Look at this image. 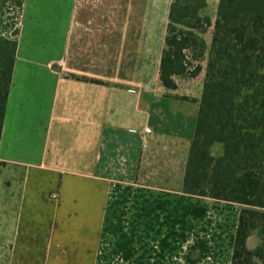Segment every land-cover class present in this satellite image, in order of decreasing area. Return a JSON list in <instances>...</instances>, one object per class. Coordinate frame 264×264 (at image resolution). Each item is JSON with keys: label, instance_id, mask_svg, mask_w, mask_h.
<instances>
[{"label": "crops", "instance_id": "0c3cea01", "mask_svg": "<svg viewBox=\"0 0 264 264\" xmlns=\"http://www.w3.org/2000/svg\"><path fill=\"white\" fill-rule=\"evenodd\" d=\"M172 5L0 0V37L18 42L0 165L23 175L1 213L34 209L8 264L232 263L243 206L183 189L213 26L173 25ZM169 28L193 43L175 90L160 81Z\"/></svg>", "mask_w": 264, "mask_h": 264}, {"label": "trees", "instance_id": "16d2710c", "mask_svg": "<svg viewBox=\"0 0 264 264\" xmlns=\"http://www.w3.org/2000/svg\"><path fill=\"white\" fill-rule=\"evenodd\" d=\"M206 0H173L171 23L205 32L213 26L184 193L243 206L231 264H264V0H219L212 24ZM192 40L167 30L161 84L190 67ZM18 42L0 37V145ZM193 102H196L193 100ZM223 153L215 156L213 148ZM257 232L260 245L250 250Z\"/></svg>", "mask_w": 264, "mask_h": 264}, {"label": "rangeland", "instance_id": "374dc122", "mask_svg": "<svg viewBox=\"0 0 264 264\" xmlns=\"http://www.w3.org/2000/svg\"><path fill=\"white\" fill-rule=\"evenodd\" d=\"M208 3V8L206 9V14L213 20L216 19L217 16V9H218V3L219 0H206ZM199 83V81H196V84ZM198 92L202 93L203 86L201 83L198 84L197 87ZM213 152L215 156H221L223 153V148L221 145H215L213 148ZM15 176H16V181H15ZM23 179V175L19 173V171H13V174L8 172H5V170L2 168V165H0V264H8L7 258H10V243H9V237L14 236V233L18 230L19 232V238L21 245L24 244V239L27 237V235L24 233L27 231L26 224L27 223H33V215H29V212L32 211V214H34V209L32 207H25V214L24 218H22V221H20L19 218V207L16 205L12 209V214L7 215V217L2 216V211L4 209L2 202L4 200L10 199L13 201H19L18 194H19V189H18V184L16 182L21 183ZM11 184V185H10ZM10 185V186H9ZM17 199V200H16ZM18 204V203H17ZM21 216V215H20ZM35 225V224H34ZM83 226V224H81ZM35 230V226H34ZM81 235L83 234H92L93 233V228H81V231L79 232ZM19 242V243H20ZM12 245V244H11ZM31 247V246H30ZM23 250H28V251H21V255L27 256L31 254V260L35 261L36 256H33L36 252V245L35 249H28L24 248ZM30 250V251H29ZM19 255V250L18 253ZM5 257L6 259H4Z\"/></svg>", "mask_w": 264, "mask_h": 264}, {"label": "built area", "instance_id": "2783aa9c", "mask_svg": "<svg viewBox=\"0 0 264 264\" xmlns=\"http://www.w3.org/2000/svg\"><path fill=\"white\" fill-rule=\"evenodd\" d=\"M151 133V130L150 129H147L146 130V134H150Z\"/></svg>", "mask_w": 264, "mask_h": 264}]
</instances>
